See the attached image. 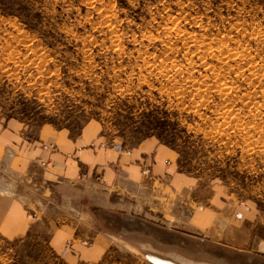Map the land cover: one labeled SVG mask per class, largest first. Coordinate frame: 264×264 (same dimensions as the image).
<instances>
[{"label":"rangeland","instance_id":"1","mask_svg":"<svg viewBox=\"0 0 264 264\" xmlns=\"http://www.w3.org/2000/svg\"><path fill=\"white\" fill-rule=\"evenodd\" d=\"M0 113L72 134L94 122L102 146L121 152L162 145L195 189L231 199L264 235V0H0ZM88 207L109 242L91 264H209L164 239L159 222L153 236ZM44 225L0 237V264H70ZM74 241L92 244L74 236L65 250Z\"/></svg>","mask_w":264,"mask_h":264},{"label":"crops","instance_id":"2","mask_svg":"<svg viewBox=\"0 0 264 264\" xmlns=\"http://www.w3.org/2000/svg\"><path fill=\"white\" fill-rule=\"evenodd\" d=\"M103 143L94 122L72 134L49 124L33 128L0 113V237L23 239L45 223L54 253L70 264L95 263L109 247L92 228L88 206H97L107 220L125 216L153 236L162 227L164 239L209 264H264V235L258 238L251 213L216 191L195 189L174 170L171 150L147 141L121 152ZM144 164L150 166L148 176L142 174ZM77 184L82 201L74 214L66 203L75 193L65 192ZM74 236L91 239V246L74 241L65 250Z\"/></svg>","mask_w":264,"mask_h":264},{"label":"bare ground","instance_id":"3","mask_svg":"<svg viewBox=\"0 0 264 264\" xmlns=\"http://www.w3.org/2000/svg\"><path fill=\"white\" fill-rule=\"evenodd\" d=\"M114 149L117 151L119 148H118V147H114ZM145 166H148V165H145V164H144V167H145ZM143 170H144V168H143ZM143 170H142V174H143L144 176H148V175H150V173L147 174V175H145V174L143 173ZM149 170H150V166H149ZM148 259H150L151 262L154 263V264H175V263L170 262V261H168V260H166V259H162V258H159V257H154V256H152V255H149V256H148Z\"/></svg>","mask_w":264,"mask_h":264},{"label":"built area","instance_id":"4","mask_svg":"<svg viewBox=\"0 0 264 264\" xmlns=\"http://www.w3.org/2000/svg\"><path fill=\"white\" fill-rule=\"evenodd\" d=\"M143 173H144L145 175H147V174L150 173L149 166H145V167H144Z\"/></svg>","mask_w":264,"mask_h":264}]
</instances>
